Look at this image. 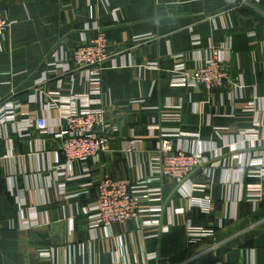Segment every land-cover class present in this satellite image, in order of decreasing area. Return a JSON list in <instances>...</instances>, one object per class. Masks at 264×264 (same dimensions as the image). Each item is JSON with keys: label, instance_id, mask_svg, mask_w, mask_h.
<instances>
[{"label": "crops", "instance_id": "obj_1", "mask_svg": "<svg viewBox=\"0 0 264 264\" xmlns=\"http://www.w3.org/2000/svg\"><path fill=\"white\" fill-rule=\"evenodd\" d=\"M0 12L13 21L0 39V108L14 109L0 113V264H264V176L249 173L264 152V0H0ZM98 28L107 58L92 107L105 108L98 131L109 149L75 163L69 178L54 169L64 109L50 93L83 95L89 83L85 71L60 74L52 63L71 67L72 51ZM211 45L228 58L224 87L173 84V66L197 67ZM175 109L178 119L168 116ZM165 129L179 133L175 147L206 151L208 163L186 183L202 190L191 199L171 179L149 182L163 190L154 236L144 216L92 230L95 183L148 177ZM252 129L258 139L241 142ZM130 139L139 149L128 154L121 143ZM202 196L207 213L191 205ZM187 221L212 234L190 240Z\"/></svg>", "mask_w": 264, "mask_h": 264}, {"label": "built area", "instance_id": "obj_2", "mask_svg": "<svg viewBox=\"0 0 264 264\" xmlns=\"http://www.w3.org/2000/svg\"><path fill=\"white\" fill-rule=\"evenodd\" d=\"M13 21L0 12V39H5L11 29ZM76 47L71 54L70 64L52 63L56 70L62 72L82 70L87 73L89 92L83 95H74L63 98L58 92H51L59 105L64 109L61 113V123L56 130V136L60 140V152L62 159L56 156L57 164L54 169L58 175H68L72 178L73 166L78 162L94 161L98 156L109 149V139L106 135L100 134L98 129L104 124V107H92L100 104L98 96L101 93V71L103 62L107 58V35L104 30L96 29L94 36ZM194 43H198L197 38ZM229 50V47H222ZM228 58L222 55V50L214 45L210 46V55L203 63L189 70L185 63L179 62L173 66V84L192 87H203L207 91L219 90L227 83L228 75L225 71V64ZM151 68L157 67L150 63ZM55 74V70L47 72ZM63 74V73H62ZM47 78V76H46ZM80 100L81 106L75 108V101ZM14 109L8 105L0 108V113L9 115ZM174 119H178L179 110L168 113ZM34 115V113H30ZM35 126L39 132L46 131L47 123L44 118L37 117ZM152 131L159 129L156 123L150 125ZM177 131L161 130L157 136L158 155L151 167L148 177L140 176L135 181L112 178L105 176L95 183L96 199L88 207V218L90 228L110 227L116 223H123L130 220L141 221L143 231L151 230L148 236L156 235L155 229L160 225L161 202L163 190L161 186H150L151 181L171 179L177 183V190L191 199H195L194 193L201 191L202 187L187 185L190 176L202 169L209 158L206 151H189L183 147H175L174 143ZM258 139V132L254 129L245 133L241 142H255ZM121 149L126 153H132L139 149V140H123ZM251 169L249 173L259 178L264 176V152L256 154L249 161ZM191 183V182H190ZM91 183H88L90 185ZM248 189L260 192V184H251ZM209 198L200 197L197 203L191 202L192 206H198L201 212H209ZM178 212V210H177ZM179 212H182L180 210ZM187 234L190 240L208 236L212 230L203 226L191 225L186 222ZM154 230V231H153ZM153 231V232H152ZM153 257V256H151Z\"/></svg>", "mask_w": 264, "mask_h": 264}]
</instances>
